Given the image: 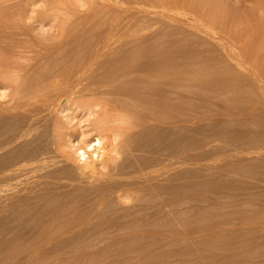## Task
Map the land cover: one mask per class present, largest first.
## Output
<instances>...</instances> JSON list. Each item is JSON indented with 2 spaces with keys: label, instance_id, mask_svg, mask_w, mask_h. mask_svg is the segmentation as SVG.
Masks as SVG:
<instances>
[{
  "label": "rangeland",
  "instance_id": "1",
  "mask_svg": "<svg viewBox=\"0 0 264 264\" xmlns=\"http://www.w3.org/2000/svg\"><path fill=\"white\" fill-rule=\"evenodd\" d=\"M119 1L130 8H145L154 15L138 14L143 23L135 33L141 35V39L134 40L135 37L130 41L128 36L121 38L123 41L110 40L111 45L102 51L98 50L102 43L100 45L97 39L102 38L105 32L102 26L111 20L116 10L102 6L105 0H100L102 3L96 0H0V264H264V0ZM96 30L99 37L95 35ZM57 43L68 46L62 53L68 51L66 55H74L70 58L79 59L80 64H85V59L98 63L79 79L80 86L85 85L89 77L91 80L102 78L101 74L104 77L102 65L122 54L128 53L127 65L122 71L138 72L137 77L142 76L144 70L146 73L149 69L146 66L155 60H159V64L155 61V67H162V61L170 56L164 65L177 75L173 78L175 83L166 84L165 88L170 89L168 98L167 90L164 87L163 90L165 98L174 102L170 106L173 109L168 110V114L164 112L167 117L170 113L169 118L173 113L172 122V118L169 122L167 117H162L164 123L155 124L159 122L151 120L138 128L133 124V116L118 113V119L115 110L111 109L113 114L108 111L110 105L103 100L106 96L114 98L113 95L101 97L86 92L57 101L51 107L55 109L48 108L47 113L44 110L39 115L41 118L35 120L37 126L34 123L35 126L30 127L32 132L25 128L28 132L22 134V137L26 134L25 138H11L26 120L24 126L28 124L27 118L14 114H17L15 104L26 100L18 101L19 96L27 94L30 97L27 101H35L49 91V82L39 87L37 84L43 81L40 72L56 61L42 62L32 68L38 62L35 50L52 48ZM133 46H143L149 51L141 49L135 53ZM162 53L168 56L162 57ZM238 53L243 55L240 60L234 58ZM71 66L67 68L73 71L75 68ZM67 68L64 70L69 71ZM130 85L128 82L123 87L124 92H131L133 85ZM151 85L154 90L160 88L157 84V88ZM32 86H37L38 90L29 89ZM146 86L142 80L138 91L141 87L147 92L151 87ZM125 97L124 94L115 96L131 113L133 108L129 109V104L134 107L133 104L138 106L139 102L129 96L126 101ZM145 108H136L132 113L140 115ZM123 109L120 113L127 112ZM130 123L133 129L137 127L135 135L129 130ZM104 124L130 125L131 128H125L129 130L126 134L131 131L128 136L125 130L116 131L117 136L123 132L122 137H117L119 141L134 135L132 148L119 147L121 157L115 160L118 165L125 163L128 170V166H132L134 170H130L134 172L142 165L145 168L147 163L149 167L158 164L160 167L164 162H171L172 179L166 181V176H162L155 183H158L157 188L160 183L165 187L173 186L170 189L176 194L170 201L172 209L168 206L165 210L162 205V208L153 207L157 211L162 209L155 221H142L148 212L136 210L138 207L131 198L133 195L134 202L138 197L140 203L148 204L150 198L167 196L164 190L148 187L150 182L147 185L144 182L147 187L143 186V181L140 185L135 183L141 188L137 191L121 190L112 194L107 191L101 198L108 202L101 206L90 200L96 192L91 194L83 188V194L76 195L73 191L79 180L84 179L78 171L80 163L75 158L74 146L81 142L79 136L93 137ZM53 127H58L59 131ZM102 164H98L101 168L94 173L99 181L107 176ZM61 212L62 217L57 220L56 215ZM140 226L156 232L150 237L144 231L142 235L141 231V236L130 240L132 231L138 227L136 231L140 232ZM145 238L149 240L144 241Z\"/></svg>",
  "mask_w": 264,
  "mask_h": 264
},
{
  "label": "bare ground",
  "instance_id": "2",
  "mask_svg": "<svg viewBox=\"0 0 264 264\" xmlns=\"http://www.w3.org/2000/svg\"><path fill=\"white\" fill-rule=\"evenodd\" d=\"M96 1H98V3L100 2V0H96ZM173 1H178V0H173ZM179 1H181V0H179ZM178 1V3H180ZM100 3H102V2H100ZM258 3V2H257ZM257 3H256V5H257ZM102 6H110V7H112L114 10V12H115V15H112V18L111 17H109V18H111V20L109 19V21L104 25V26H102V27H104V33H102L101 35H102V38H101V36H100V39H97V40H100L99 41V44L101 45V43H102V45H101V47H99L100 49H98V50H102L103 51V49L104 48H106L109 44H110V40H112V41H120L121 40V38H123V37H127L128 38V36H129V38L131 39H129L130 41H132V39H134L135 37V39L134 40H137V39H141V35L140 36H138V34H136L135 32H136V30L135 29H137V27L140 25V24H142V23H140L141 21H139V19H138V14H140V13H142V12H147L148 14H152V15H154V13L152 12V11H150V10H147V9H145V8H140V7H136V8H130V7H127V6H125L122 2H120L119 0H105V3H102ZM202 10V9H201ZM202 13V12H201ZM113 14V13H112ZM140 17V16H139ZM150 19H152V18H150ZM104 20V19H103ZM100 21H102V20H100ZM143 21V20H142ZM149 22H150V20H149ZM145 23V22H144ZM152 23V22H151ZM151 25V24H150ZM98 26V25H97ZM141 26V25H140ZM145 26V25H144ZM152 26V25H151ZM99 27H100V25H99ZM153 27V26H152ZM94 29V28H93ZM96 29V28H95ZM98 29V28H97ZM103 30V29H102ZM152 30L154 31V29L152 28ZM97 31H99V30H96V34L95 35H98L97 34ZM88 33V32H87ZM92 34V33H91ZM90 34V35H91ZM94 34V33H93ZM132 35H134V37L133 38H131L130 36H132ZM145 36V35H144ZM144 36H143V38H144ZM98 37H99V35H98ZM97 38V37H96ZM185 38V37H184ZM93 39V38H92ZM124 39V38H123ZM126 40V39H125ZM163 40V39H162ZM92 41V40H91ZM102 41V42H101ZM121 41H123V40H121ZM142 41V40H141ZM76 42V41H75ZM125 42V41H124ZM127 43H128V41H127ZM146 43V42H145ZM201 43V42H200ZM132 44V43H131ZM142 44V43H141ZM170 44V43H169ZM98 45V44H97ZM111 45V44H110ZM137 45V44H136ZM148 45V44H147ZM123 46H125V45H123ZM129 46V45H128ZM127 46V47H128ZM69 47H71V46H69ZM121 47V46H120ZM143 47V46H142ZM139 48L138 46H133V52H135V53H137V52H139L141 49H143V48ZM67 48H68V46H63L61 43H57L54 47H52V48H43V49H37V50H35V55H36V59H37V63L36 64H33L32 65V68L33 67H36V65H38L39 66V64H41L42 62H48V61H50V60H55L56 61V63H53V64H51V66H50V68L49 69H46V70H42V72H40V77H42L41 78V80H43L40 84H37V86L38 85H43V84H45V83H47V82H49L48 83V89H49V91H47L45 94H41L39 97H35V95H34V98L33 99H35V101H33V100H29V101H27V99H29L30 97H28L27 96V94L23 97V95L21 94V96H19V98H18V101H21V99L23 98H25L26 100H23L24 102H19V103H16L15 105V107H13L14 109H16L17 111V114L16 113H14L17 117H20V116H23V117H25V118H27L28 119V124H26V126H24V124L27 122V120L24 122V124L22 125L23 127L21 128V130L20 131H18V129L16 130L17 132H16V136H11V138H16L17 139V136L19 137V139L22 137V134H24V132L26 131V127L28 128V130L30 129V127L31 126H37V124H36V122H35V120L37 119V118H41L39 115L45 110L46 111V113H47V110L46 109H51V110H53V109H55V108H51L52 106L54 107V105L57 103V101H61V100H65L66 98H68L69 96L71 97V96H78V95H83V94H85L86 92H87V94L89 93L90 94V92H91V94L92 95H101V97L102 96H106V95H113L114 96V98L111 96V97H108V99H107V96L105 97V99L106 100H103L104 102H106L107 104H108V106H109V108H110V110H109V108H108V111H111L110 113H112V110L111 109H113V111L115 110L116 111V113L118 114H120L121 116L122 115H124V114H126V115H130L129 117H131L132 118V116L134 117V122H133V124H135V126H141V127H144V126H142V125H144L145 124V122L147 121V122H149V121H151V120H155V122L157 121V122H159V123H155V124H160V122L161 123H164L165 122V119H163L164 117L166 118L167 116V114H168V110L170 111V110H172L173 109V107H171L170 108V106H172L173 104L172 103H174V102H170L171 101V99L169 98L168 100L165 98V90H163V87H164V89H166L165 87H167V85L166 84H169V85H171L172 83H175V81L173 82V78L177 75L174 71H171L170 70V68H168V67H166L164 64L166 63V60H168L169 59V57L170 56H168L167 54V56H168V58L167 59H165V61H162L164 64H162L163 66L161 67V65L158 67V69L155 67V61L157 62V61H159V60H155L154 61V63H152V61L153 60H151V62L150 63H152L150 66L149 65H147L146 67H149V69L146 71V73H145V70L143 71L144 72V74H142V76H136L135 74H137L138 72H126L125 70L124 71H122V69L124 68V67H126L125 65H127L126 63H127V60H128V53H126V54H122V55H120V56H118V57H116V58H113V59H111V60H108L107 62H105V60L103 61V62H105L103 65L105 66H103L102 65V68H103V71H104V77L102 76V74H101V77L102 78H100V79H95L94 78V80H91L90 79V77L89 78H87L89 81L85 84V85H83V86H80V82H79V79L83 76V75H85V74H87L89 71L91 72V70H92V68H93V66L95 65V64H98V63H96V62H94V61H91V62H88L86 59V61L84 60L83 61V63L85 62V64H80L79 62H77V60L79 61V59H77V60H75V59H73V57H72V59L70 58L71 56H74V55H70V57L68 56L70 53H68L67 55H66V52H68V51H65L64 53H62L65 49L67 50ZM72 48V47H71ZM108 48V47H107ZM171 48V47H170ZM130 49V48H129ZM69 50V52H70V49H68ZM72 50V49H71ZM105 50V49H104ZM143 50H146V49H143ZM230 50V49H229ZM101 51V52H102ZM121 51V50H120ZM142 51V50H141ZM147 52L149 51V50H146ZM146 51H143V52H146ZM186 51V50H185ZM73 52V51H72ZM78 52V51H77ZM126 52V51H125ZM124 52V53H125ZM128 52V51H127ZM131 51H129V53H130ZM79 53V52H78ZM74 54V53H73ZM90 54V53H89ZM103 54V53H102ZM105 54V53H104ZM118 54V53H117ZM131 54V53H130ZM133 54V53H132ZM163 54V53H162ZM222 54V53H221ZM34 55V56H35ZM88 55V54H87ZM98 55V54H97ZM165 54H163V56L162 57H167L166 55L164 56ZM170 55V54H169ZM234 55V54H233ZM236 56H234V58H236L237 57V59H239L240 60V58L242 59V56L243 55H241V53H238V54H235ZM66 56H68L67 58H65ZM85 56V55H84ZM116 56V55H115ZM159 57H161V54L159 53V55H158ZM182 56V55H181ZM216 56V55H215ZM100 57V56H99ZM75 58H77L76 57V55H75ZM154 58V57H153ZM69 59V60H68ZM82 59V58H81ZM109 59V58H108ZM155 59H157V57L155 58ZM162 59V58H161ZM164 59V58H163ZM171 59H173V58H171ZM204 59V58H203ZM202 59V60H203ZM218 59V58H217ZM66 60H68L67 62H66ZM130 60V59H129ZM170 60V59H169ZM236 60V59H235ZM239 60H237V61H239ZM97 61V60H96ZM149 61V60H148ZM147 61V62H148ZM173 61H175L174 59L172 60V62ZM222 61V60H221ZM236 61V62H237ZM242 61V60H241ZM97 62H100V61H97ZM123 62V63H122ZM130 62V61H129ZM168 62H170L171 63V61H168ZM244 62V61H243ZM79 63V64H78ZM118 63H121L122 65H120L119 67H121V68H119V67H113V66H115L116 64H118ZM146 63V62H145ZM144 63V64H145ZM158 64H159V62H157ZM170 63H167V64H170ZM179 63V62H178ZM43 64V63H42ZM45 64V63H44ZM143 64V65H144ZM147 64V63H146ZM145 64V65H146ZM157 64V65H158ZM160 64H161V62H160ZM70 65H72L74 68V70L72 71L71 69L72 68H67V66H70ZM145 65L143 66V68H145ZM175 65V64H174ZM38 66H37V68H38ZM71 66V67H72ZM101 66V65H100ZM165 66V67H164ZM240 66V65H239ZM80 67V68H79ZM155 67V68H154ZM170 67V66H169ZM37 68H36V70H37ZM64 68H67L69 71H67V70H64ZM76 68H78V69H76ZM97 68V67H96ZM101 68V69H102ZM172 68V67H171ZM99 69V68H98ZM138 69V68H137ZM156 69V71H154V70ZM173 69V68H172ZM35 70V69H34ZM35 70V71H36ZM98 71V70H97ZM179 71V70H178ZM181 71V70H180ZM183 71V70H182ZM142 72V73H143ZM103 73V72H102ZM229 73H231V72H229ZM228 73V75H229V77H230V74ZM227 74V73H226ZM232 74V73H231ZM239 74V73H238ZM98 75V74H97ZM96 75V76H97ZM175 75V76H174ZM227 75V76H228ZM235 75V74H234ZM240 75V74H239ZM179 76V75H178ZM184 76V75H183ZM187 76V75H186ZM192 76V75H191ZM245 76V75H244ZM189 77V76H188ZM224 77V76H223ZM235 77H236V75H235ZM240 77V76H239ZM191 78V77H190ZM232 78V76L229 78V79H231ZM234 78V77H233ZM130 79H132V80H130ZM138 79V80H137ZM226 79V78H225ZM39 80V79H38ZM40 80V81H41ZM134 80H136V82H134ZM140 80H141V82H140ZM142 80H143V82L144 83H146V88L148 87V86H150L151 84H153V86L154 87H156V84H157V87L158 86H160V88L159 89H157V90H154L151 86V88L149 89V90H147V92L148 93H150V95L146 92V91H144V90H146V89H144L143 90V88H144V86L143 85H141V86H143V88L141 89V87H140V90L142 91V93H140V90L138 91V89H139V85H140V83H142ZM180 80V79H179ZM200 80V79H199ZM203 80V79H202ZM205 81H207L208 79H207V77H206V79H204ZM146 81H148V82H150V83H148V82H146ZM180 81H182V80H180ZM204 81V82H205ZM224 80H222V82H223ZM228 80L226 79V81H224V82H227ZM25 82V81H24ZM23 82V83H24ZM130 83L131 85L130 86H132L133 85V87H132V89H130L131 90V92H129L128 90V93H127V91H125L124 92V86L126 87V84L127 83ZM134 82V83H133ZM137 82H140L139 84L137 83ZM183 82H185V81H183ZM224 82H223V85H224ZM188 83V82H187ZM211 83H213L212 81H211ZM134 84H137L138 85V88H137V85L136 86H134ZM150 84V85H149ZM158 84H161V85H158ZM177 84V83H176ZM206 84V83H205ZM204 84V85H205ZM207 84H208V82H207ZM218 84H221V82L220 83H218ZM257 84V83H256ZM26 85V84H25ZM164 85V86H163ZM166 85V86H165ZM182 85H184V84H182ZM189 85V84H188ZM27 87H31L30 85H26ZM25 86V87H26ZM37 86H35V87H33V88H29V89H34V88H36ZM45 86V85H44ZM161 86H162V88H161ZM229 86V85H228ZM39 87V86H38ZM156 87V88H157ZM174 87V86H173ZM226 87V83H225V86H224V88ZM245 87V86H244ZM23 88H24V86H23ZM137 90H136V89ZM170 88V87H169ZM37 89V88H36ZM41 89V88H40ZM26 90H28L27 88H26ZM31 90H30V93H31ZM38 90V89H37ZM167 90V89H166ZM209 90V89H208ZM24 91V90H23ZM33 91V90H32ZM36 91V90H35ZM26 92H28V91H26ZM25 91H24V93H26ZM42 92V91H41ZM168 92L170 93V89L169 90H167V93H166V96H167V98L169 97L167 94H168ZM209 92V91H208ZM145 93H147V94H145V95H148V97H146L144 94ZM213 93V92H212ZM244 93V92H243ZM32 94V93H31ZM86 94V95H87ZM90 94V95H91ZM124 94V96L126 95V97H125V100H126V98H128L127 96H129V97H131V98H135L136 99V101H138L139 102V104H138V106H137V103H136V106H135V104H133L134 105V107L133 106H131V104H129L128 106H129V109L131 108H133V111L135 112V111H137V110H135L136 108L137 109H139L140 107H141V109L143 108L144 109V106L146 107L145 108V110L144 111H142L143 113L142 114H140V115H134L133 113V111L131 110V113H130V110H129V112L127 111V109L125 110V107H123L122 106V103L121 102H119L118 100L120 99V97L119 98H115V96L116 97H118V95H123ZM145 96H143V95ZM32 95V96H33ZM172 95V94H171ZM26 97H28V98H26ZM95 97V96H94ZM101 97H97V98H101ZM111 98H113V99H111ZM123 98V97H122ZM216 98V97H215ZM79 99V98H78ZM124 99V98H123ZM128 100H130V99H128ZM17 101V102H18ZM83 101V100H82ZM120 101H124V100H120ZM127 101V100H126ZM126 101H124V103L126 102ZM130 101H132V100H130ZM173 101V100H172ZM179 101V100H178ZM134 102V101H133ZM135 103V102H134ZM141 104H146V105H142L141 106ZM172 104V105H171ZM61 105V104H60ZM123 105H125V104H123ZM149 105H151V106H149ZM181 106V105H180ZM231 107V106H230ZM61 108V107H60ZM124 108V109H123ZM170 108V109H169ZM225 108V107H224ZM237 108V107H236ZM48 109V110H49ZM107 109V108H106ZM120 109H121V111H120ZM122 109H123V111L125 110V111H127V112H124V113H120V112H122ZM223 109V108H222ZM233 109V108H232ZM50 110V111H51ZM117 110H118V112H117ZM175 110V109H174ZM226 110V109H225ZM141 111V110H140ZM139 111V112H140ZM182 111V110H181ZM227 111V110H226ZM229 111H231V110H229ZM235 111H237V110H235ZM240 111V110H239ZM238 111V112H239ZM52 112V111H51ZM50 112V113H51ZM164 112L165 113H167L166 115L164 114ZM232 112H234L233 110H232ZM55 113H56V111H55ZM116 113L114 112V114H115V116L116 117H118V119H120V115L118 114V115H116ZM229 113V112H228ZM240 113H242V112H240ZM239 113V114H240ZM2 114V113H1ZM52 114V113H51ZM113 114V113H112ZM138 114V113H137ZM172 115H173V113H171ZM183 114V113H182ZM238 114V115H239ZM165 115V116H164ZM169 115H170V113H169ZM169 115H168V119H169V122H170V119H171V122H172V120H173V118L175 117H172V115H171V117L169 118ZM233 115V114H232ZM235 115H237V114H235ZM234 115V116H235ZM42 116V115H41ZM115 116H113V117H115ZM177 116V115H176ZM231 116V115H230ZM43 117V116H42ZM53 117V116H52ZM107 117V116H106ZM127 117V116H126ZM125 117V118H126ZM163 117V118H162ZM108 118V117H107ZM109 118H110V116H109ZM108 118V119H109ZM111 119V118H110ZM114 118H112V120H113ZM176 119H177V117H176ZM40 120V119H39ZM116 120V119H115ZM124 120V119H123ZM185 121V120H184ZM23 122V121H22ZM40 122V121H39ZM113 122V121H112ZM111 122V123H112ZM152 122V121H151ZM34 123H35V125H34ZM40 123H42V122H40ZM107 122H105V124H106ZM111 123L109 122V124L111 125ZM150 123V122H149ZM44 124V123H43ZM58 124V123H57ZM104 124V125H105ZM133 124L131 125V123H130V125H131V127H130V125L129 126H126V127H128V129L129 128H131V129H129V130H132V134H133V132H134V130L137 128V127H135V129H133L134 127H133ZM154 124V125H155ZM165 124H167V122L165 123ZM164 124V125H165ZM103 125V124H102ZM115 124H113L112 125V127H110L109 125L108 126H104V127H101L100 129H99V131H98V133H96L93 137H84L85 135H81V133L79 134V135H81V136H79L80 138H79V140L81 141H79L80 143H78V145H76V144H74V145H76V146H74V150H73V152H74V154L76 155V157L75 158H77L78 159V162L80 163V170H78L79 171V174H81L82 173V175H81V178L82 177H84V179H80L79 180V183H78V185L76 186L75 185V187H76V190H74L72 187H71V189H73V191H75L76 192V195L77 194H79L80 192H82V189L83 188H87L89 191H86V192H90L91 191V194H92V191H93V194L94 195H96L95 197H92V196H90V194H89V196L90 197H92V199L90 198V200H92V202H94V201H96V204L97 205H99V206H101V205H103L104 204V202H106L107 200H103L101 197H102V195L103 194H105V192H107V191H109L111 194H112V192H116V191H121V190H123V191H125V190H135V191H137V188L138 189H141L140 187H139V185L141 184L140 182L141 181H143L142 182V184H143V186L144 187H150V188H156V190L155 189H152V191H158V190H164V192L166 191V192H168L167 193V196H166V192L164 193L165 194V196L166 197H164L163 199L161 198H157V196L155 197V199H153V200H151L152 198H150V202L147 204V202L145 203H143L142 201H141V203H143V204H141L139 201L140 200H138V197L136 198V202H137V204H136V202H134V199L135 198H133L134 196L133 195H131L132 197V200H133V202L132 203H135V207H136V205H137V207L138 208H136V210L138 209V211H140V210H142V211H147L148 212V214L146 213V212H144V213H146V216H145V218H143V220L142 219H140V220H142V221H146V219L147 220H149L150 221V219H153L154 221H155V218H158L159 216H160V214H161V212L159 213V211L161 210L162 211V209H158V211L156 210H154V208L155 207H157V208H159V207H161L162 208V206H163V209H164V207H165V210H166V207H170V209H172L171 208V204L172 203H170V201H171V199H173V197H174V194H176V193H173V191L171 190V189H173L172 187V185L171 186H167L166 185V187L165 186H163V183H160L159 184V187L157 188V184L158 183H155V181L156 182H158V179H161V177L162 176H166L165 177V179H166V181H168V180H171L172 178V175H170L171 174V165L172 164H170L171 162L170 161H168V162H170V163H167V164H165V162H164V160H163V164L162 163H160V164H162V166H160L159 167V164L156 166V167H149L148 165H149V163H147L146 165L148 166H146L145 168H143L144 167V165H142V168H140V169H138V167H137V171H134V172H131V170H134V169H131L132 168V166H128L129 167V170H130V172H129V170L128 169H126V167L127 166H125V165H127V164H125V163H121V165H118V162H116L117 160H119V159H117V158H119V157H121V155L119 154V152L120 151H122V150H119V147L121 146L122 148L124 147V148H127V149H129V148H132L131 146H133V139L131 138V137H133L134 135H135V132H136V130H135V132H134V135L133 136H131V137H129L128 139H126L125 138V140H123L124 139V137H123V141H119V139L117 138V137H122V134H123V132H124V130H125V134H126V132H128V131H126V127H124L123 125V127L122 126H120V125H118V126H114ZM161 125H163V124H161ZM161 125H159V126H161ZM120 126V127H119ZM147 126H149V125H147ZM150 126H152V124H150ZM149 126V127H150ZM21 127V126H20ZM105 127H107V128H105ZM109 127V128H108ZM114 127V128H113ZM140 127V128H141ZM153 127V126H152ZM155 127V126H154ZM158 127V126H157ZM54 129H56V130H58L59 131V129H57L56 127H53ZM113 128V129H112ZM126 128V129H125ZM139 128V127H138ZM156 128V127H155ZM34 129V128H33ZM159 129V128H158ZM31 130V131H30ZM29 131L30 132H32V128L30 129ZM53 130V129H52ZM118 130H123V132L120 134V136H117V135H119L118 133H116V131H118ZM137 130H139V129H137ZM147 130V129H146ZM55 131V130H54ZM18 132H19V135H18ZM27 132V131H26ZM30 132H29V135H30ZM131 132V131H130ZM130 132L129 133H127V134H130ZM138 132V131H137ZM147 132V131H146ZM13 134L15 135V130L13 131ZM27 134H28V132H27ZM57 134H58V132H57ZM126 134V135H127ZM128 136V135H127ZM26 137V134H25V136L24 137H22V139L23 138H25ZM55 137V136H54ZM57 138V137H56ZM60 138V137H59ZM62 138V137H61ZM117 139H118V141H117ZM6 140V139H5ZM7 140H8V138H7ZM21 140V139H20ZM19 140V141H20ZM58 140V139H57ZM121 140V139H120ZM135 141V140H134ZM6 142V141H5ZM10 142V141H9ZM13 142V141H12ZM16 142V141H15ZM11 143V142H10ZM14 143V142H13ZM59 143V142H58ZM82 143V144H81ZM138 144H139V142H138ZM3 145V144H2ZM62 146H63V144H61ZM65 145V144H64ZM21 146V145H20ZM71 147V146H70ZM69 148V147H68ZM140 148V147H139ZM124 150H126V149H124ZM134 150V149H133ZM3 152V151H2ZM126 152V151H125ZM21 153V152H20ZM60 153V152H59ZM121 153V152H120ZM119 154V155H118ZM41 155H43V154H41ZM119 156V157H118ZM73 157V156H72ZM143 157V156H142ZM43 159V158H42ZM117 159V160H116ZM123 159V158H122ZM116 160V161H115ZM170 160V159H169ZM38 161H40V160H38ZM42 161V160H41ZM40 161V162H41ZM113 162L112 164H111V162ZM115 161V162H114ZM160 161V160H159ZM22 162V161H21ZM45 162V161H44ZM186 162V161H185ZM43 163V162H42ZM99 163H103L102 164V166L104 165V169L106 168V172H107V176L103 179L102 178V180H100L99 181V179L98 178H96V176L94 175V173L98 170L99 171V167H100V165H99V167H98V164ZM117 163V164H116ZM116 164V165H115ZM143 164V163H142ZM37 165V164H36ZM122 165H123V167H122ZM129 165V164H128ZM138 165V164H137ZM135 166V165H134ZM133 166V168H136V166L134 167ZM154 166V165H153ZM45 167V166H44ZM131 167V168H130ZM101 168V167H100ZM21 169V168H20ZM30 169V168H29ZM79 169V168H78ZM24 170V169H23ZM77 170V169H76ZM127 170V171H126ZM41 171V170H40ZM57 171H59V170H57ZM47 172V171H46ZM77 172V171H76ZM170 172V173H169ZM184 172V171H183ZM24 173V172H23ZM53 173V172H52ZM61 174V173H60ZM102 174V173H101ZM39 175V174H38ZM43 175H45V174H43ZM105 175V174H104ZM168 175V176H167ZM54 176V175H53ZM69 176V175H68ZM43 177V176H42ZM60 178H63V177H60ZM78 178V177H77ZM65 180V179H64ZM38 181V180H37ZM154 181V182H153ZM73 182V181H72ZM138 182H139V185L138 186H136V184L135 183H137L138 184ZM144 182H145V184L146 183H148V182H150V183H148V185L147 186H145L144 185ZM161 182V181H160ZM183 182H186V181H184L183 180ZM166 184H169V183H166ZM181 185H183V183L181 184ZM62 186H64V185H62ZM127 186V187H126ZM142 186V187H143ZM65 187H66V185H65ZM183 187V186H182ZM185 187V186H184ZM27 188V187H26ZM171 188V189H170ZM166 189V190H165ZM175 189V188H174ZM85 190V189H84ZM148 190V189H147ZM168 190V191H167ZM169 190H171V191H169ZM72 191V192H73ZM149 191V190H148ZM64 192V191H63ZM125 192H128V191H125ZM161 192V191H160ZM177 192V191H176ZM85 193V192H84ZM117 193V192H116ZM158 194H160L159 192H157ZM70 194V193H69ZM82 194H83V192H82ZM86 194V193H85ZM173 194V195H172ZM181 195V194H180ZM80 196V195H79ZM88 196V197H89ZM105 196V195H104ZM120 196V195H119ZM123 196V195H122ZM125 196V195H124ZM176 196V195H175ZM82 197V196H81ZM85 197H87V196H85ZM182 197V196H181ZM84 198V197H83ZM94 198V199H93ZM105 199H106V197H104ZM183 198V197H182ZM184 198H186V197H184ZM108 199V198H107ZM148 199V198H147ZM160 199V201H158ZM88 201H90L89 199H87ZM113 200V199H112ZM131 200V201H132ZM87 201V202H88ZM85 202V201H84ZM108 202V201H107ZM73 203V202H72ZM87 204V203H86ZM93 204H95V203H93ZM95 204V205H96ZM113 204V203H112ZM179 204V203H178ZM134 205V204H133ZM157 205H159V206H157ZM162 205V206H161ZM51 206V205H50ZM94 206V205H93ZM154 207V208H153ZM178 207V206H177ZM65 208V207H64ZM83 208V207H82ZM91 208V207H90ZM153 208V209H152ZM57 209V208H56ZM112 209V208H111ZM119 209V208H118ZM130 209V208H129ZM169 209V208H168ZM169 209V210H170ZM63 210V209H62ZM131 210V209H130ZM54 212H56V211H54ZM132 212V211H131ZM167 212H169L168 210H167ZM166 212V213H167ZM53 213V212H52ZM59 213V212H58ZM95 213V212H94ZM141 213V212H140ZM163 213H165L164 211H163ZM162 213V214H163ZM165 213V214H166ZM63 213L61 212V214H58V215H56V219L58 220L59 218H61ZM143 213H141V215H142ZM170 214V213H169ZM168 214V215H169ZM52 215H55V214H52ZM164 215V214H163ZM61 216V217H60ZM149 216V217H148ZM162 216V215H161ZM66 217V216H65ZM97 217V216H96ZM143 217V216H142ZM163 217V216H162ZM55 218V217H54ZM115 218V217H114ZM61 220V219H60ZM117 220V219H116ZM133 220V219H132ZM166 220V219H165ZM134 221H136V220H134ZM152 221V220H151ZM150 221V222H151ZM169 221V220H168ZM118 222V221H117ZM133 222V221H132ZM148 222V221H147ZM146 222V223H147ZM127 223V222H126ZM130 223H131V221H130ZM136 223H138V222H134V224H136ZM140 223V222H139ZM144 223V222H143ZM166 223V222H165ZM129 224V223H128ZM132 224V223H131ZM167 224V223H166ZM166 224H165V226H166ZM119 225H120V223H119ZM126 225V224H125ZM143 225V224H142ZM150 225H152V224H150ZM172 225V224H171ZM124 226V225H123ZM137 226H139V225H137ZM145 226V224L143 225V227ZM147 226H149L148 224H147ZM161 226V225H160ZM163 226H164V224H163ZM105 227V226H104ZM132 227V226H131ZM130 227V228H131ZM141 227V226H140ZM143 227H141V229H139L140 230V232H138V230L136 231V229L138 228H132V229H135V232L134 231H132V238H130V240L132 239V240H134L135 238H138L139 236H141V234L143 233V231L145 232V233H147V236H149L151 233H153L155 230H149V228L146 230V228H144L143 229ZM167 227H169V225H167ZM166 227V228H167ZM83 228V227H82ZM98 228V227H97ZM154 228V227H153ZM158 228H160V227H158ZM164 228V227H163ZM165 228V229H166ZM157 229V228H156ZM168 229H170V228H168ZM85 230V229H84ZM160 230V229H159ZM128 231H130V229L128 230ZM141 231H142V233H141ZM169 231V230H168ZM47 232V231H46ZM156 232V231H155ZM160 232H161V230H160ZM170 232V231H169ZM169 232H167L168 234H169ZM106 233V232H105ZM154 234V233H153ZM131 235V234H130ZM129 235V236H130ZM139 235V236H138ZM142 235H144V233L142 234ZM138 236V237H137ZM169 236H170V234H169ZM171 236H172V234H171ZM114 237V236H113ZM150 237H151V235H150ZM149 237V238H150ZM166 237H167V235H166ZM123 238V237H122ZM128 238V237H127ZM162 239V238H161ZM141 240H143V239H141ZM149 239H147V238H145L144 239V241H148ZM65 241V240H64ZM154 242V241H153ZM160 257V256H159Z\"/></svg>",
  "mask_w": 264,
  "mask_h": 264
}]
</instances>
